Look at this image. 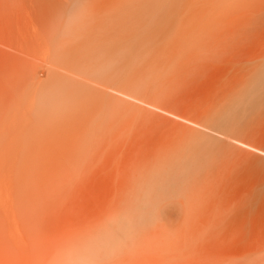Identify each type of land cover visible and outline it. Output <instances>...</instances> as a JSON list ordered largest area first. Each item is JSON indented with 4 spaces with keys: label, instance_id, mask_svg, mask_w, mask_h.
Wrapping results in <instances>:
<instances>
[{
    "label": "rangeland",
    "instance_id": "1",
    "mask_svg": "<svg viewBox=\"0 0 264 264\" xmlns=\"http://www.w3.org/2000/svg\"><path fill=\"white\" fill-rule=\"evenodd\" d=\"M200 1L133 45L146 0H0V264H264V0Z\"/></svg>",
    "mask_w": 264,
    "mask_h": 264
},
{
    "label": "bare ground",
    "instance_id": "2",
    "mask_svg": "<svg viewBox=\"0 0 264 264\" xmlns=\"http://www.w3.org/2000/svg\"><path fill=\"white\" fill-rule=\"evenodd\" d=\"M142 6L144 7L132 13L136 23L135 32L132 33V38L130 40L133 45H139L137 42L147 43L154 39H160L161 37L167 41L172 39V32L176 27L187 29L201 23L206 8L205 3L200 0H183L180 2L175 0H146ZM13 45L15 46V49L20 51L25 57H32L37 60L38 58L46 59L45 61L48 64H51V66H54V68L59 70L54 73L64 76H78L87 82H91L90 79L84 74L80 75L73 71L74 68L72 65L69 67L61 66L58 65V62L63 61L75 63V60L77 59H90L95 56H108L111 54V49L107 48L106 44L95 45L94 48H84L82 45L73 43H69L63 47L62 45L48 43L40 46L23 45L25 47L21 48L16 47V45L18 46L17 43ZM8 46H10V44ZM135 53L136 50H127V55H133ZM140 53L143 52H139V54ZM90 72H92V70L89 71V73ZM159 166V171L161 170L165 173H167L171 167L169 166V168L166 169L162 164H159ZM152 175L155 176L154 173H152ZM168 177L169 176L165 177L162 182L155 177H153L154 181L149 179L144 182L145 189L142 197L145 210L149 211L148 208H150L154 210L156 214L165 211L164 208L160 210L157 209V207L160 205L158 198L164 197L162 194L163 187L161 185L166 186L168 182H171ZM147 214H151V212L149 211Z\"/></svg>",
    "mask_w": 264,
    "mask_h": 264
}]
</instances>
